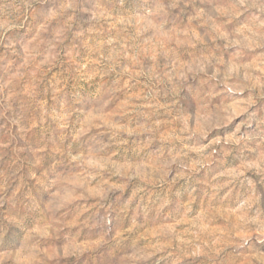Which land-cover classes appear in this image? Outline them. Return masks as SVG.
I'll list each match as a JSON object with an SVG mask.
<instances>
[{
	"label": "rangeland",
	"instance_id": "1",
	"mask_svg": "<svg viewBox=\"0 0 264 264\" xmlns=\"http://www.w3.org/2000/svg\"><path fill=\"white\" fill-rule=\"evenodd\" d=\"M0 264H264V0H0Z\"/></svg>",
	"mask_w": 264,
	"mask_h": 264
}]
</instances>
